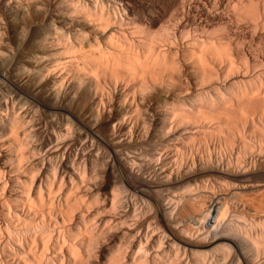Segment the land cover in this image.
I'll return each instance as SVG.
<instances>
[{"label":"bare ground","instance_id":"obj_1","mask_svg":"<svg viewBox=\"0 0 264 264\" xmlns=\"http://www.w3.org/2000/svg\"><path fill=\"white\" fill-rule=\"evenodd\" d=\"M259 192L264 0H0V264H264Z\"/></svg>","mask_w":264,"mask_h":264},{"label":"rangeland","instance_id":"obj_2","mask_svg":"<svg viewBox=\"0 0 264 264\" xmlns=\"http://www.w3.org/2000/svg\"><path fill=\"white\" fill-rule=\"evenodd\" d=\"M256 195H257V196H258V195H259V196L261 195L260 197H262L264 194H263V192H259V194L256 193ZM260 197H259V198H260ZM260 210H261V211H260ZM260 210H259V212H261V213L264 212V208H260Z\"/></svg>","mask_w":264,"mask_h":264}]
</instances>
